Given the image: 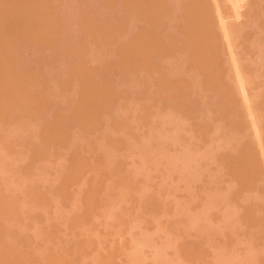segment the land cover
Wrapping results in <instances>:
<instances>
[{
  "label": "rangeland",
  "instance_id": "rangeland-1",
  "mask_svg": "<svg viewBox=\"0 0 264 264\" xmlns=\"http://www.w3.org/2000/svg\"><path fill=\"white\" fill-rule=\"evenodd\" d=\"M28 1L0 0V264H264V0Z\"/></svg>",
  "mask_w": 264,
  "mask_h": 264
},
{
  "label": "bare ground",
  "instance_id": "bare-ground-1",
  "mask_svg": "<svg viewBox=\"0 0 264 264\" xmlns=\"http://www.w3.org/2000/svg\"><path fill=\"white\" fill-rule=\"evenodd\" d=\"M2 1H3V0H2ZM11 1H12V0H10V3L12 4L14 1H13V2H11ZM29 1H30V0H29ZM29 1H28V2H29ZM32 1H33V0H32ZM39 1H40V0H39ZM39 1H38V3H39ZM56 1H57V0H56ZM80 1H81V0H80ZM111 1H112V0H111ZM131 1L133 2V0H131ZM137 1H140V0H136V2H137ZM141 1H142L143 4L145 3V6H144V7H147V5H148L149 7H147V8L150 9V6L152 5V3H150V5H149V2L146 3L145 0H141ZM146 1H148V0H146ZM149 1H150V2H154L155 0H152V1L149 0ZM156 1H157V0H156ZM156 1H155V3H157ZM5 2H6V1H5ZM18 2H19V1H18ZM18 2H17V3H18ZM35 2H36V1H35ZM43 2H44V1H43ZM67 2H69V0H68ZM86 2H87V1H86ZM101 2H102V0H101ZM101 2H100V3H101ZM107 2H108V4H109V1H108V0H107ZM107 2H106V3L104 2V3L107 4ZM122 2H123V0H121V3H122ZM134 2H135V1H134ZM134 2H133V3H134ZM10 3H9V5H10ZM40 3H42V1H41ZM44 3H45V2H44ZM46 3H47V2H46ZM46 3H45V4H46ZM49 3H50V2H49ZM77 3H79V2L77 1ZM81 3H83V1H82ZM112 3H113V1H112ZM112 3L110 2V4H112ZM121 3L119 2L120 5H121ZM133 3H131V6L133 5ZM140 3H141V2H140ZM140 3L137 2L138 5H139ZM142 3H141V4H142ZM2 4H3V3H2ZM7 4H8V3H7ZM25 4H26V3H25ZM60 4H61V3H60ZM75 4H76V2H75ZM105 4L102 3L101 5H105ZM113 4H115V3H113ZM122 4H123V3H122ZM134 4H136V3H134ZM12 5H14V4H12ZM28 5H31V6L29 7V9H32V8H33V7H32V6H33L32 4H28ZM68 5H69V4H68ZM78 5H79V4H78ZM86 5H87V4H86ZM86 5H85V6H86ZM101 5H100V6H101ZM115 5H116V4H115ZM117 5H118V4H117ZM126 5H128L127 8H128V10H129V14L135 12V11H136L135 8L137 9L138 7H140L139 9H137L138 13H139V10L141 11V9H142V7H141L142 5H139V6L133 5V8H131V6H129L130 3H128V2H127ZM126 5H125V6H126ZM155 5H156V4H155ZM16 6H18V5L15 4V6H13V7H16ZM37 6H38V5H37ZM44 6H45V5H44ZM110 6H111V5H110ZM134 6H135V7H134ZM0 7H1V6H0ZM31 7H32V8H31ZM75 7H76V6H75ZM79 7H80V6H79ZM81 7H82V5H81ZM107 7H108V5H107V6L105 5L104 8H107ZM114 7H116V6H114ZM118 7L120 8V6H118ZM144 7H143V11H144V12H141V13H143V14L146 12V11H145L146 8L144 9ZM3 8H4V7H3ZM10 8H12V7L9 6V11H7V12H10V11L12 10V9H10ZM16 8H17V7H16ZM20 8H21V7H20ZM23 8L26 10V12L28 11V9H27L28 7H27V8L23 7ZM34 8H35V7H34ZM34 8H33V10H34ZM88 8H89V10H90V7H88ZM98 8H99V7H98ZM109 8H110V7H109ZM109 8H108V9H109ZM111 8H113V7H111ZM111 8H110V9H111ZM123 8H124V4H123ZM123 8H122V9H123ZM127 8L125 7V10H124V9H123V10L126 11ZM152 8H153V5H152ZM0 9H2V8H0ZM5 9H7V8H5ZM13 9H15V8H13ZM21 9H22V8H21ZM35 9H36V8H35ZM39 9H40V8H39ZM39 9H38V10H39ZM45 9H46V7H45ZM45 9H44V10H45ZM47 9H48V8H47ZM96 9H97V8H96ZM116 9H117V8H116ZM122 9H121V12L123 11ZM16 10H17V9H16ZM25 10H24V11H25ZM33 10H29V11H30V15L33 14V17H30V19H31V18H34V16H35L34 14H36V12H34ZM42 10H43V9H42ZM42 10H41V11H42ZM54 10H55L54 13H56V9H54ZM81 10H82V9H81ZM112 10H113V9H112ZM117 10H119V9H117ZM128 10H127V11H128ZM130 10H132V11L134 10V11H133V12L131 11V13H130ZM147 10H148V9H147ZM29 11H28V13H29ZM35 11H36V10H35ZM83 11H84V8H83L82 12H83ZM92 11H93V10H92ZM106 11H107V10H106ZM124 11H123V12H124ZM137 11H136V13H137ZM16 12H17V11H16ZM31 12H32V13H31ZM38 12H39V11H38ZM45 12H46V11H45ZM73 12H74V11H73ZM88 12H91V10H90V11L87 10V13H88ZM123 12H122V13H123ZM148 12H149V11H148ZM148 12L145 13L144 15L146 16V15L148 14ZM40 13H41V12H40ZM40 13H39V14H40ZM50 13H51V12H50ZM50 13H49V14H50ZM79 13H80V12H79ZM97 13H98V10H97ZM100 13H101V12H100ZM109 13H110V12H109ZM112 13H114V12H112ZM125 13H126V12H125ZM141 13H140V15H141ZM10 14H11V13H10ZM23 14H24V13H23ZM23 14L21 13V16H23ZM73 14H74V13H73ZM81 14H83V13H81ZM92 14H94V13H92ZM106 14H107V13H106ZM143 14H142V15H143ZM4 15H6V17H8V14H4ZM16 15H18V14H16ZM19 15H20V13H19ZM26 15H27V14H26ZM37 15H38V14H37ZM50 15H51V14H50ZM50 15H49V16H50ZM55 15H56V14H55ZM86 15H87V14H86ZM137 15L139 16V14H137ZM137 15L135 14V16H137ZM142 15H141V16H142ZM144 15H143V17H145ZM2 16H3V15H2ZM2 16H1V18H2ZM21 16H20V17H21ZM24 16H25V15H24ZM28 16H29V15H28ZM43 16H44V15H43ZM43 16H42V17H43ZM52 16H53V15H52ZM58 16H59V15H58ZM83 16H84V15H83ZM95 16H96V15H95ZM127 16H128V15H127ZM132 16H133V15H132ZM135 16H134V18H135ZM4 17H5V16H4ZM4 17L2 18V19H4V20L1 21V19H0V24L3 22V24L5 25L6 23H5L4 21L7 20V25H8V18L6 19V18H4ZM36 17H37V16H36ZM36 17H35V18H36ZM39 17H40V16H39ZM44 17H45V16H44ZM47 17H48V16H47ZM56 17H57V16H56ZM56 17H54V18H56ZM59 17H60V16H59ZM88 17H89V15H88ZM143 17H141V18L144 19ZM12 18H13V15H12ZM16 18H17V17H15V19H16ZM25 18H26V17H25ZM35 18H34V19H35ZM49 18H51V17H49ZM52 18H53V17H52ZM52 18H51V19H52ZM57 18H58V17H57ZM72 18H73V16H72ZM85 18H86V17H85ZM91 18H92V17H90V19H91ZM97 18H98V17H97ZM100 18H102V17H100ZM136 18L138 19V17H136ZM145 18H147V16H146ZM9 19H11V16H10ZM15 19H13L12 21L14 22ZM40 19H41V18H40ZM61 19H62V18H61ZM78 19H79V18H78ZM80 19H82V18L80 17ZM83 19H84V17H83ZM90 19H89V20H90ZM93 19H94V18H93ZM139 19H140V18H139ZM37 20H39V18H37L36 21H37ZM63 20H64V19H63ZM67 20H69V19H67ZM76 20H77V19H76ZM102 20H103V19H102ZM109 20H111V19H109ZM144 20H145V19H144ZM12 21H11V23H12ZM33 21H34V20H33ZM36 21H34V24H35V23L38 24V22H39L40 20L37 21V22H36ZM48 21L51 22V23L53 24V22H52L51 20H48ZM53 21H54V20H53ZM83 21H84V20H83ZM87 21H88V20H87ZM87 21H86V22H87ZM94 21H95V20H94ZM94 21H93V23H95ZM104 21H105V19H104ZM113 21H114V19H113ZM15 22H18V21H15ZM15 22H14V23H15ZM114 22H115V21H114ZM114 22H113V23H114ZM26 23H27V22H26ZM51 23H50V24H51ZM77 23H78V21H77ZM96 23H97V22H96ZM22 24H23V23H22ZM67 24H68V23H67ZM103 24H104V23H103ZM103 24H101V25H103ZM4 25H3V28H2V24L0 25V26H1V27H0V29H1V30H0V36H1V37H2V34H4V29H5V28H4V27H5ZM16 25H17V24H16ZM27 25H28V24H27ZM29 25L31 26L30 22H29ZM38 25H41V21H40V23H39ZM45 25L47 26L48 24H45ZM53 25H54V24H53ZM53 25H52V28L54 27ZM65 25H66V24H65ZM70 25H71V24H70ZM77 25H78V24H77ZM81 25H82V21H81ZM11 26H13V25L11 24ZM49 26H50V25H49ZM49 26H47V27H49ZM56 26H57V25L55 24V28L57 29ZM67 26H68V25H67ZM94 26H95V25H94ZM13 27H14V26H13ZM15 27H16V26H15ZM26 27H27V26H26ZM36 27H37V26H36ZM40 27H41V26H40ZM40 27H39V28H40ZM79 27H80V26H79ZM79 27H78V28H79ZM82 27H83V26H82ZM111 27H113V25H112ZM20 28H21V27H19V29H20ZM28 28H29V27H28ZM28 28H27V29H28ZM55 28H54V29H55ZM70 28H71V27H70ZM75 28H76V27H75ZM86 28H87V27H86ZM95 28H96V27H95ZM102 28H103V27H102ZM2 29H3V30H2ZM12 29H13V28H12ZM12 29H11V30H12ZM14 29H15V28H14ZM22 29L24 30V28H22ZM25 29H26V28H25ZM40 29H41V28H40ZM42 29H43V26H42ZM42 29H41V31H42ZM45 29H47V28L45 27ZM45 29H44V30H45ZM50 29H51V28L49 27L47 30L49 31ZM54 29H53V30H54ZM65 29H66V27H65ZM90 29H91V28H90ZM6 30H7V29H6ZM8 30H9V29H8ZM23 30H22V31H23ZM32 30H33V29H32ZM44 30H43V32H44ZM53 30H50L49 32L52 33V34H55V33H56L55 31L52 32ZM74 30H76V29H74ZM79 30H82V28H81V29L79 28ZM79 30H78V31H79ZM100 30L103 32L104 29H103V30L100 29ZM112 30H113V28H112ZM1 31H3V32H1ZM15 31H16V30H15ZM19 31H21V30H19ZM26 31H27V30H26ZM57 31H58V30H57ZM62 31H64V30H62ZM62 31H61V32H62ZM92 31H93V30H91V34L93 33ZM96 31H97V30H96ZM106 31H107V30H106ZM108 31H109V30H108ZM118 31H119V30H118ZM8 32H9V31H8ZM34 32H35V31H34ZM38 32H39V31H38ZM38 32H37V33H38ZM43 32H42V33H43ZM46 32H47V31H46ZM98 32H99V31H98ZM109 32H110V31H109ZM9 33H10V32H9ZM15 33H16V32H15ZM26 33H27V32H26ZM26 33H25V31H24V35H23V33H21V34H22L21 36H23V38H26V36H27V34H28V33H27V34H26ZM29 33H30V31H29ZM40 33H41V32H40ZM59 33H60V32H59ZM121 33H122V32H121ZM121 33H120V34H121ZM12 34H13V33H12ZM16 34H17V33H16ZM18 34H19V33H18ZM18 34H17V35H18ZM44 34H45V33H44ZM48 34H49V33H48ZM52 34H50V36H48V37L50 38L51 36H53ZM60 34H61V33H60ZM76 34H77V33H76ZM103 34H104L103 36L106 35V37H107V34H105V32H103ZM109 34H112V32H110ZM7 35H8V34H7ZM14 35H15V34H14ZM17 35H16V36H17ZM25 35H26V36H25ZM30 35H31V33H30L28 36H30ZM38 35H39V34H38ZM40 35H41V34H40ZM82 35H83V34H82ZM93 35H94V34H93ZM121 35H122V34H121ZM31 36H32V35H31ZM36 36H37V35H36ZM45 36H46V34L44 35V37H45ZM89 36H90V35H89ZM108 36H109V35H108ZM122 36L124 37V33H123ZM1 37H0V40H2ZM17 37H18V36H17ZM32 37H33V36H32ZM32 37L27 38V39H26L27 42H28V39H30V38H32ZM70 37H71V36H70ZM70 37H68L67 39H69ZM136 37H138V35H136ZM2 38H3V37H2ZM14 38H15V37H14ZM19 38H20V35H19ZM37 38H38V36H37L35 39H34V37H33L32 39H30V41L33 40V39L36 40ZM46 38H47V37H45L44 39H46ZM53 38H56V34H55V37H53ZM63 38H65V37H63ZM73 38H74V37H73ZM80 38H81V36H80ZM103 38H104V37H103ZM107 38H110V37H107ZM134 38H135V37H134ZM21 39H22V38H21ZM56 39H57V38H56ZM70 39H71V38H70ZM81 39H82V38H81ZM101 39H102V36H101ZM111 39H112V38H111ZM131 39H133V38H131ZM137 39H139V38H137ZM140 39H141V38H140ZM5 40H7V39H5ZM14 40H15V39H14ZM23 40L25 41V39H23ZM38 40H39V38H38L36 41H38ZM47 40H48V39H47ZM50 40H51V38H50ZM84 40H85V39H84ZM117 40H119V39H117ZM117 40H115V42H117ZM129 40H130V39H129ZM129 40H128V41H125V39H124V41H125L124 44L127 43V42L129 43ZM133 40H135V39H133ZM141 40H142V39H141ZM2 41H3V40H2ZM2 41H0V43H1V45L3 46V44H5V41H4V43H2ZM17 41H18V40H17ZM30 41H29V43H30ZM58 41H59V40H58ZM70 41H71V40H70ZM82 41H83V40H82ZM104 41H105V38H104ZM107 41L110 42L111 40H107ZM137 41H139V40H137ZM19 42H20V41H19ZM19 42H18V43H19ZM77 42H78V40H77ZM79 42H80V40H79ZM101 42H103V40H102ZM135 42H136V41H135ZM135 42L132 41V40H130V43H134V44H129V46H130L129 48H130V49H127V46H124V45L118 44V45H121V47H122V46L126 47V49L129 51L130 55L132 54V56H130L129 53L127 52L126 57L128 56V58H126V57H124V55H125V53H126L127 50H125V51H121V53H122V52H125V53H123V55H121L120 57L123 56V60H124L123 62H124V63L127 62V64H126V63L124 64V65H125V68H124V69H126V65H128V60H129V59H131V60L133 61V62H131V65H134V63L136 62L135 60L137 59L136 57L139 56V53H136V52H139L141 49H144V48H145V46H143L144 48H141V49H137V48H136V49H135L136 51H135V50H134V48H135L134 46H137V47L139 48V46L136 45L137 42H136V43H135ZM49 43H50V42H49ZM104 43H105V42H104ZM118 43H120V42H118ZM128 43H127V44H128ZM6 44H7V42H6ZM6 44H5V45H6ZM9 44H10V43H9ZM13 44H14V43H13ZM15 44H16V43H15ZM20 44H21V43H20ZM22 44H23V43H22ZM22 44H21V45H22ZM62 44H63V43H62ZM69 44H70V42H69ZM73 44H74V43H73ZM81 44H82V43H81ZM106 44H107V42H106ZM1 45H0V48L2 49L3 47H2ZM37 45H38V44H37ZM50 45H51V44H50ZM74 45H75V44H74ZM77 45H78V44H77ZM79 45H80V44H79ZM79 45H78V46H79ZM15 46H16V45H15ZM17 46H18V45H17ZM48 46H49V45H48ZM54 46H55V44H54ZM71 46H73V45H71ZM112 46H113V45H112ZM131 46H132V48H131ZM18 47H19V46H18ZM39 47H40V46H39ZM41 47H42V45H41ZM49 47H50V46H49ZM52 47H53V46H52ZM68 47H69V46H68ZM124 47H122V48H124ZM133 47H134V48H133ZM5 48H6V47H5ZM11 48H12V47H11ZM13 48H14V45H13ZM26 48H27V46H26ZM26 48H25V49H26ZM70 48H71V47H70ZM75 48H76V46H75ZM75 48H74V50H75ZM104 48H105V47H104ZM109 48H110V47H109ZM115 48H116V47H115ZM115 48H114V49H115ZM118 48H119V46H118ZM122 48H121V49H122ZM1 49H0V50H1ZM14 49H15V48H14ZM14 49H12V51H13ZM6 50H7V49H6ZM8 50H9V49H8ZM49 50H50V49H49ZM59 50H60V49H59ZM61 50H62V49H61ZM66 50H67V49H66ZM72 50H73V49H72ZM109 50H111V48H110ZM117 50H118V49H117ZM117 50H116V51H117ZM132 50H133V51H132ZM3 51H4V49L2 50V52H3ZM12 51H10V52H11V56H12L11 59H14V58H13V55H14V53H15L16 51H15L14 53H13ZM67 51H68V50H67ZM104 51H105V50H104ZM119 51H120V49H119ZM130 51H131L132 53H131ZM141 51L143 52V50H141ZM10 52H8L9 55H10ZM46 52H47V51H46ZM102 52H103V51H102ZM102 52H101V53H102ZM109 52H111V51H109ZM112 52H113V51H112ZM114 52H115V51H114ZM134 52H135V53H134ZM142 52H141V54H143ZM5 53H6V52H5ZM22 53H23V52H22ZM74 53H75V51H74ZM76 53H77V52H76ZM103 53H104V52H103ZM117 53H118V52H117ZM119 53H120V52H119ZM6 54H7V53H6ZM109 54H110V53H109ZM112 54H113V53H112ZM133 54H134V56H135V60H134V58H132V57H134ZM136 54H138V55L136 56ZM50 55H51V52H50ZM70 55H71V54H70ZM5 56H6V55H5ZM5 56H4V57H5ZM15 56H16V55H15ZM54 56H55V55H54ZM59 56H60V55H59ZM71 56H72V55H71ZM107 56H108V53H107ZM111 56H112V55H111ZM103 57H104V56H102V58H103ZM129 57H130V58H129ZM2 58H3V55H2ZM8 58H9V57H8ZM20 58H21V57H20ZM100 58H101V57H100ZM100 58H98V59H100ZM105 58H106V57H105ZM115 58H116V57H115ZM118 58H119V57H118ZM138 58H140V57H138ZM4 59H6V58H3V59H2L3 62H2V60H1L2 64L5 63V62H4ZM16 59H17V58H16ZM16 59H15V60H16ZM75 59H76V58H75ZM95 59H96V58H95ZM109 59H110V57H109ZM119 59H120V58H119ZM9 60H10V59H9ZM104 60H105V59H104ZM120 60H121V59H120ZM131 60H129V62H130ZM31 61H32V60H31ZM73 61H74V60H73ZM114 61H115V60H114ZM10 62H11V61H10ZM38 62H39V61H38ZM99 62H102V61L100 60ZM116 62H117V61H116ZM116 62H113V64L116 63ZM121 62H122V61H121ZM11 63H12V62H11ZM35 63H36V62H35ZM40 63H41V62H40ZM54 63H55V62H54ZM73 63H74V62H73ZM76 63H77V62H76ZM76 63H75V65H76ZM79 63H80V62H79ZM111 63H112V62H111ZM70 64H71V63H70ZM70 64H69V65H70ZM81 64H82V63H81ZM84 64H85V63H84ZM97 64H98V62H97ZM103 64H106V63H103ZM107 64H108V63H107ZM117 64H118V62H117ZM135 64H136V63H135ZM0 65H1V63H0ZM4 65H5V64H4ZM75 65H74L73 68H72V67H71V68H72L74 71H77V68H76V70H75L74 68H75L78 64H77L76 66H75ZM89 65H90V64H89ZM98 65H99V64H98ZM100 65H101V64H100ZM129 65H130V64H129ZM1 66H2V65H1ZM90 66H91V65H90ZM105 66H108V65H105ZM118 66H119V65H118ZM120 66H121V65H120ZM91 67H92V66H91ZM110 67H111V66H110ZM112 67H114L115 69L117 68V67H115V66H112ZM112 67H111V70H114V69H112ZM88 68H89V67H88ZM103 68H104V67H103ZM106 68H107V67H106ZM106 68H105V69H106ZM128 68H130V67L128 66ZM2 69H3V71L5 72L6 67H5V69H4V68H2ZM25 69H26V68H25ZM30 69H31V68H30ZM47 69H48V68H47ZM65 69H66V68H65ZM65 69H64V70H65ZM72 69H71V70H72ZM80 69H81V68H80ZM80 69L78 68V70H80ZM86 69H87V68H86ZM93 69H95V68H93ZM119 69H120V67L118 68V70H119ZM124 69H123V70H124ZM108 70H109V68H108ZM108 70L106 71L107 73H108ZM1 71H2V70H1ZM23 71H24V70H23ZM74 71H73V72H74ZM101 71L103 72V70H101ZM114 71H115V70H114ZM114 71H113V72H114ZM8 72H9V70H8ZM24 72H25V71H24ZM31 72H32V71H31ZM81 72H82V71H81ZM85 72H86V71H85ZM2 73H3V72H2ZM9 73H10V72H9ZM9 73H8V74H9ZM71 73H72V71H71ZM82 73H84V72H82ZM109 73H110V72H109ZM28 74H29V73H28ZM74 74H75V73H74ZM103 74H104V73H103ZM105 74H106V73H105ZM115 74H116V73H115ZM4 75H5V74H3V76H4ZM26 75H27V74H26ZM37 75H38V74H37ZM44 75H46V74H44ZM67 75H68V74H66V76H67ZM78 75H80V74H78ZM78 75H77V76H78ZM91 75H92V72H91ZM3 76H2V77L0 76V77L3 78ZM27 76H28V75H27ZM29 76H31V75H29ZM35 76H36V75H35ZM39 76H40V75H39ZM72 76H73V74H72ZM75 76H76V75H75ZM95 76H96V75H95ZM68 77H70V76L68 75ZM79 77H81V75H80ZM83 77L85 78V75H84ZM83 77H81V78H83ZM7 78H8V80H9V77H7ZM7 78H5V79H7ZM10 78H12V77H10ZM72 78H73V77H72ZM84 78H83V80H84ZM28 79H29V78H28ZM33 79H34V78H33ZM60 79H61V78H60ZM73 79H74V78H73ZM29 80H30V79H29ZM39 80H40V78H39ZM43 80H44V79H43ZM47 80H48V79H47ZM53 80H54V79H53ZM56 80H58V79H56ZM76 80H78V79H76ZM30 81H32V80H30ZM37 81H38V79H37ZM58 81H59V80H58ZM62 81H63V80H62ZM81 81H82V80H81ZM1 82H2V80L0 81V83H1ZM3 82H4V81H3ZM6 82H7V81H6ZM11 82L14 83L13 81H11ZM11 82L9 81V83H11ZM60 82H61V81H60ZM66 82H67V81H66ZM78 82H79V80H78ZM45 83H46V82H45ZM56 83H57V82H56ZM3 84H4V83H3ZM7 84H8V83H7ZM35 84H36V83H35ZM40 84H41V83H40ZM43 84H44V83H43ZM43 84H41V85H43ZM54 84H55V83H54ZM58 84H59V82H58ZM64 84H65V83H64ZM82 84H83V83H82ZM8 85H9V84H8ZM11 85H12V84H11ZM32 85H33V84H32ZM32 85H31V87H32ZM37 85H38V83H37ZM55 85H57V84H55ZM0 86H1V84H0ZM5 86H6V85H5ZM14 86H15V84H14ZM64 86H65V85H64ZM80 86H81V84H80ZM6 87H7V86H6ZM37 87H38V86H37ZM43 87H44V86H43ZM1 88H3V91H2V92H3V93H6V92H4V89H5V88L2 87V86H1ZM16 88H17V87H16ZM21 88H22V86H21ZM65 88H66V87H65ZM84 88H85V87H84ZM40 89H41V87H40ZM80 89H81V87H80ZM7 90H9L8 87H7ZM12 91H13V90H12ZM22 91H23V90H22ZM25 91H26V90H25ZM50 91H51V90H50ZM50 91H49V92H50ZM81 91H82V90H81ZM0 92H1V89H0ZM7 92H8V91H7ZM29 92H30V91H29ZM85 92H86V91H85ZM3 93H2V94H3ZM8 93H10V92H8ZM11 93H12V92H11ZM20 93H21V92H20ZM23 93H24V92H23ZM37 93H39V92H37ZM52 93H53V92H52ZM81 93H83V92H81ZM86 93H88V92H86ZM86 93H85L84 96H88V97L91 96L90 93H88V94H86ZM6 94H7V93H6ZM6 94H5V95H6ZM17 94H18V93H17ZM28 94H29V93H28ZM39 94H41V93H39ZM83 94H84V93H83ZM83 94H82V98H84ZM5 95H3V96H5ZM9 95H10V94H9ZM23 95H24V94H23ZM45 95H46V94H45ZM48 95H49V94H48ZM53 95H54V94H53ZM1 96H2V95H1ZM16 96H19V95H16ZM21 96H22V95H21ZM21 96H20V97H21ZM28 96H29V95H28ZM28 96H26V97H28ZM30 96H31V95H30ZM37 96H39V95H37ZM40 96H41V95H40ZM5 97H7V96H5ZM8 97H9V96H8ZM11 97H12V96H11ZM20 97H19V99H20ZM22 97H23V96H22ZM26 97H25V99H26ZM31 97H32V96H31ZM44 97H45V96H44ZM88 97H87V99L84 98V100H85V101H84V104H85V103L87 104L88 101L92 102V101H91V100H92V97H90L91 100H90ZM3 98H4V97H2L1 99L3 100ZM16 98H17V97H16ZM50 98H51V97H50ZM6 99H7V98H6ZM27 99H29V98H27ZM27 99H26V100H27ZM38 99H39V98H38ZM46 99H47V98H46ZM88 99H89V100H88ZM4 100H5V99H4ZM29 100H30V99H29ZM40 100H42V99H40ZM9 101H11V100H9ZM12 101H13V100H12ZM19 101H20V100H19ZM31 101H32V100H31ZM33 101H34V100H33ZM45 101H46V100H45ZM82 101H83V100H82ZM37 102H38V101H37ZM57 102H58V101H57ZM57 102H56V103H57ZM90 102H88V104L91 106V104H92L93 102H92V103H90ZM20 103H21V102H20ZM25 103H27V102H25ZM31 103L34 104V102H31ZM35 103H36V102H35ZM42 103H43V102H42ZM51 103H52V102H51ZM82 103H83V102H82ZM0 104H1V103H0ZM9 104H10V103H9ZM43 104H44V103H43ZM79 104H80V103H79ZM86 104H85V105H86ZM88 104H87L86 106H88L87 110L89 111V110H90V109H89L90 107H89ZM16 105L19 106L18 104H16ZM16 105H13V106H16ZM22 105H23V104H22ZM26 105H27V104H26ZM47 105H48V102H47ZM52 105H53V104H52ZM61 105H62V104H61ZM11 106H12V105H11ZM13 106H12V107H13ZM17 106H16V107H17ZM20 106H21V105H20ZM29 106H30V104H29ZM5 107H7V106H5ZM91 107H92V106H91ZM43 108H44V107H43ZM55 108H56V107H55ZM74 108H75V107H74ZM80 108H81V107H80ZM82 108H83V107H82ZM13 109H14V107H13ZM23 109H24V108H23ZM46 109H48V108H46ZM51 109H52V108H51ZM76 109H78V108H76ZM6 110H7V109H6ZM19 110H20V109H19ZM26 110H27V109H26ZM59 110H60V109H59ZM87 110H85V113H86ZM2 111H3V110H2ZM9 111H10V110H9ZM63 111H64V110H63ZM88 111H87V112H88ZM74 112H75V111H74ZM57 113H58V111H57ZM57 113H56V114H57ZM22 114H23V113H22ZM3 115H4V114H3ZM11 115H12V114H11ZM57 115H58V114H57ZM75 115H76V114H75ZM82 116H83V115H82ZM76 117H77V116H76ZM62 120H63V119H61V121H60V118H59V121H60V122H62ZM55 121H56V120H55ZM57 121H58V119H57ZM60 122H58V123H60ZM58 123H57V125H58ZM54 124H56V123H54ZM58 126H59V125H58ZM51 129H52V128H51ZM49 132H50V131H49Z\"/></svg>",
  "mask_w": 264,
  "mask_h": 264
}]
</instances>
